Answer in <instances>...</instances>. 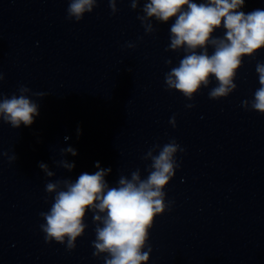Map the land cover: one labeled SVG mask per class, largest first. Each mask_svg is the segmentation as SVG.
Listing matches in <instances>:
<instances>
[{
    "label": "clouds",
    "instance_id": "1",
    "mask_svg": "<svg viewBox=\"0 0 264 264\" xmlns=\"http://www.w3.org/2000/svg\"><path fill=\"white\" fill-rule=\"evenodd\" d=\"M108 3L115 14L117 0H108ZM139 3L140 0H131V8L135 10ZM244 4L245 0H204L200 3L194 0H147L144 3V15L137 18L145 32L155 31L151 23L153 18L159 23L174 18L166 51L184 52L178 66L165 73L166 90L178 91L192 100L202 87H208L211 78H215L217 85L210 90V99L226 98L236 89L234 80L243 58L253 57L264 48V10L256 9L246 14L240 11ZM97 5L98 0H69L67 18L80 22L85 13H92ZM221 27L225 30L224 35L214 36ZM209 46L213 49L211 54ZM127 47L135 45L129 43ZM165 62L172 64L170 59ZM255 70L260 87L253 100L242 101V106L264 114V63H257ZM3 80L4 75L0 72V82ZM18 92L19 95L14 93L11 97L0 93V121L14 129L22 124L31 126L34 118L39 116V104L30 99L29 93L41 99L46 95L32 93L24 85L19 86ZM169 123L176 126L174 116ZM77 133L80 134L79 129ZM67 139L69 137H65ZM157 149L158 153L154 155ZM60 151L62 155L78 154L72 147ZM184 151L175 139L163 146L154 145L143 157L151 160L147 177L142 178L140 170L136 169L130 178L120 175L116 186H110L105 180L111 168H100L99 162L95 164L98 171L94 174L84 172L75 181L60 179L46 183L45 191L54 196L50 209L40 213L45 221L40 225L45 242L66 244L69 251L75 249L77 238L87 227L86 214L91 211L96 223V239L92 242L94 256L106 254L105 264H147L152 251L148 243L150 229L155 218L170 208L165 203L164 189L180 167L177 153ZM0 155L8 156V153ZM16 159L15 155L8 156L9 163ZM55 163L68 171L75 168V163L67 160ZM39 167L47 177L55 175L47 164L41 162Z\"/></svg>",
    "mask_w": 264,
    "mask_h": 264
}]
</instances>
